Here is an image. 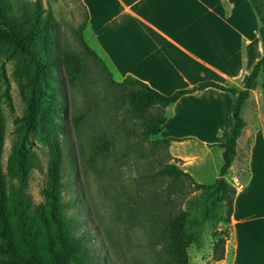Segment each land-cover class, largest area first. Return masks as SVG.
Masks as SVG:
<instances>
[{
  "label": "rangeland",
  "instance_id": "374dc122",
  "mask_svg": "<svg viewBox=\"0 0 264 264\" xmlns=\"http://www.w3.org/2000/svg\"><path fill=\"white\" fill-rule=\"evenodd\" d=\"M10 1L15 3L14 12L17 16L22 15L17 10L23 4L29 10L32 2L40 3L42 13L50 14L46 30L48 41L41 48L40 54L50 59L65 52L82 55L86 60L84 77L87 83L72 84L61 62L56 66L48 63L51 73L43 83V88L51 96L53 103L58 105V109L49 116L50 122L44 123L43 126L39 125L37 120H26L24 115L28 109L29 82L33 69L15 46L0 43V111L3 117L0 164L8 183L9 165L16 156L18 146H24L28 153L34 155L26 193L32 205L45 201L49 167L53 157L52 141L53 137L58 136L65 158L63 194L70 202L67 213L79 221L76 232L81 234L85 231L87 243H93L106 264H164L167 250L163 251L160 243L151 240L143 226L126 221V204L133 206L137 205L140 199L142 201L145 194V190L141 189L143 173L156 170L160 164L166 162L181 167L180 161L168 158L167 148L163 143L154 144L153 140L161 138L160 134L141 140L142 126L140 127L139 123L142 118L128 117L130 114L127 111V103L110 84L111 80L120 81L123 78L90 43L81 0ZM258 2L264 15V0ZM259 36L260 34L256 36V48L262 50ZM84 41L94 48L103 60L87 56ZM245 81L235 85L236 89H243ZM86 104L92 107L93 113L80 137L74 125V116L81 113ZM242 114L245 134L239 147L240 155L225 176L230 186L222 196L219 193L212 198L209 191L196 190L188 194L183 201V207L189 211L190 221L202 219L206 207L210 210L201 235L188 248L189 264L211 262L209 257L213 254L214 258L213 244L216 239L220 235L229 236L227 207L234 196L231 187L237 189V185L249 177L250 146L255 133L258 130L264 132V69L257 76L255 86L243 105ZM100 124L107 127V131L111 133L110 138L115 139L116 145L111 147L107 162H99V169H94L86 164L84 159L91 152L88 141ZM258 149L257 153H264V148ZM116 153L131 154L120 159L116 158ZM222 163L220 153L203 155L194 179L205 184L215 183L222 177L219 174ZM152 167L155 169L151 170ZM185 182L186 189L191 188L189 180L186 179ZM215 231L218 232L217 235L214 234Z\"/></svg>",
  "mask_w": 264,
  "mask_h": 264
},
{
  "label": "trees",
  "instance_id": "16d2710c",
  "mask_svg": "<svg viewBox=\"0 0 264 264\" xmlns=\"http://www.w3.org/2000/svg\"><path fill=\"white\" fill-rule=\"evenodd\" d=\"M82 1V0H81ZM259 19V34L263 55L252 67L243 89L224 85L215 81H202L192 87L178 89L172 94H164L150 86L147 82L134 76H125L120 81L111 80L110 84L120 93L127 103L128 117L142 118L140 124L141 140H147L152 135L160 134L167 119L166 107L175 103L182 95L202 90L208 86L230 91L235 96L233 107L234 126L230 136L220 143L223 148V164L220 168L221 179L215 183L205 184L194 179L193 175L172 162L160 164L156 170L142 174V190L144 197L137 205L128 207L127 222L143 226L155 243H160L167 250L164 264H189L188 248L197 241L207 216L206 207L202 219L189 220V211L183 207L186 196L196 190L209 191V195H223L230 185L225 176L232 167L236 157L237 141L242 134L245 121L242 108L255 86L257 76L264 69V15L258 0H250ZM83 5V4H82ZM84 7V6H83ZM15 3L10 0H0V43L15 46L32 67L30 77L28 109L24 118L37 120L38 124L50 122V115L55 113L58 105L43 88V83L50 76L48 63L54 66L63 64L69 81L74 85L87 83L84 77L85 58L73 52L59 54L52 59L40 54L41 48L47 44L50 14H43L39 2H32L27 10L24 4L14 12ZM85 11V25H88V15ZM84 25V26H85ZM87 56L103 60L86 41ZM41 46V47H39ZM106 64V63H105ZM116 94V93H115ZM91 106L74 116L77 134L81 137L84 127L93 111ZM96 111V110H95ZM114 119V117H113ZM107 123V122H106ZM106 129V130H105ZM102 124L96 128L89 139L91 152L84 159L85 163L94 169H99V162L106 163L111 147L116 145L115 139ZM128 136V135H127ZM143 136V137H142ZM129 137V136H128ZM173 138H156L154 144L163 143L167 148V156L174 157L169 151ZM127 142L129 141L126 140ZM3 143V117L0 111V156ZM130 147V145L128 146ZM53 157L49 167V180L45 191L46 200L32 205L26 193V185L33 167L34 155L28 153L24 146H18L16 156L11 161L9 182L0 164V255L1 264H106L98 254L93 243H87L86 233L76 232L79 221L67 213L68 202L63 194L64 151L58 136L52 141ZM115 154V153H114ZM131 153H116V158H127ZM155 169V168H154ZM188 179L191 188L186 189ZM232 194L236 188L231 187ZM229 201L227 213L230 221L233 199ZM125 202H123L124 204ZM122 204V202H121ZM214 234H218L217 231ZM226 236H219L213 244L214 258L224 257ZM220 250V251H219Z\"/></svg>",
  "mask_w": 264,
  "mask_h": 264
},
{
  "label": "crops",
  "instance_id": "0c3cea01",
  "mask_svg": "<svg viewBox=\"0 0 264 264\" xmlns=\"http://www.w3.org/2000/svg\"><path fill=\"white\" fill-rule=\"evenodd\" d=\"M82 4L90 43L116 73L139 78L164 94L207 80L240 85L263 55V49L256 48L259 19L250 0H82ZM234 101L232 92L208 86L166 107L160 136L173 138L169 151L182 169L195 176L203 155L222 156L220 143L234 126ZM244 134L243 130L238 138L234 164ZM259 147L264 148L262 130L250 146V175L237 185L224 257L216 260L212 254L211 262L201 264H264V153H257Z\"/></svg>",
  "mask_w": 264,
  "mask_h": 264
},
{
  "label": "water",
  "instance_id": "95a60500",
  "mask_svg": "<svg viewBox=\"0 0 264 264\" xmlns=\"http://www.w3.org/2000/svg\"><path fill=\"white\" fill-rule=\"evenodd\" d=\"M222 178V177H221Z\"/></svg>",
  "mask_w": 264,
  "mask_h": 264
}]
</instances>
